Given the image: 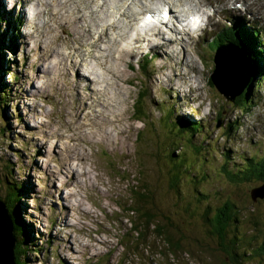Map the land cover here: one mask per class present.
<instances>
[{
	"label": "rangeland",
	"instance_id": "374dc122",
	"mask_svg": "<svg viewBox=\"0 0 264 264\" xmlns=\"http://www.w3.org/2000/svg\"><path fill=\"white\" fill-rule=\"evenodd\" d=\"M46 1L0 0V199L7 204V187L18 186L15 206L29 235L26 251L20 248L23 253L18 264H223L227 258L208 231L204 213L209 210L207 216L211 217L227 199L240 212L252 211L257 225L246 224L245 229L264 242V201L255 204L249 198L250 189L258 184L233 182L221 168L226 164L235 171L246 164L244 159L264 155V81L260 76L264 73V46L260 45L264 32L256 36L262 52L259 59L252 60L254 71L250 68V104L241 111L233 102L244 88L234 91L222 80L223 60L230 67L233 64L228 56L221 58L220 68L212 63L214 55L206 48L212 37L180 42L183 36L176 40L179 31L171 27L173 34H163L158 41L140 33L134 21L136 30L131 28L123 38L120 29L110 25L105 31L101 27L105 15L95 0H68L62 9L67 16L62 18L55 13L64 0ZM199 1L207 4L203 11H213L207 15L208 36L220 29L219 14L231 21L223 20L225 27L238 25L235 17L244 15L250 29H264V0H193L185 7L192 8ZM128 2L134 9L149 0ZM49 3L52 6L48 7ZM152 4L157 7L155 1ZM120 5L118 1L110 4L106 13ZM35 8L40 13L33 19ZM80 10L89 11L87 17H96L94 24L87 17H76ZM114 16L120 19L117 12ZM71 17L80 21L68 30L66 22ZM221 33L229 34V29ZM131 35L140 40H130ZM167 40H172V45ZM233 47L225 46L235 53ZM237 50L246 56L243 47L237 46ZM70 53L72 56H66ZM107 53L111 54L109 60L108 55L102 56ZM86 55L93 57L86 62L82 60ZM99 55L101 60L97 59L109 65L106 75L116 70L118 77L112 83L119 86L101 101L99 92L92 90L87 95L95 75L88 66ZM147 56V70L142 75L137 62ZM183 58L187 64L182 63ZM213 68L219 73L217 84L233 99H227L216 85L207 84ZM81 74L88 76V83L85 78L80 81ZM142 91L146 96H140ZM135 101L145 109V125L134 119ZM168 109L174 121L198 120L203 126L193 135L192 143L186 138L181 141L184 147L179 146L180 152L168 139L172 128ZM99 134L111 136L108 140ZM181 156L183 167L174 163ZM78 162L85 163L90 177L82 173ZM186 165L192 175L206 174L205 179L194 181L182 175L183 182L181 178L173 184V168L182 172ZM72 169L78 173L76 179ZM141 194L149 198L138 203ZM133 201L150 218L128 212ZM134 221L139 237L132 229ZM236 228L237 234L244 230L239 224ZM165 235L177 244H167ZM246 264H264V255Z\"/></svg>",
	"mask_w": 264,
	"mask_h": 264
},
{
	"label": "trees",
	"instance_id": "16d2710c",
	"mask_svg": "<svg viewBox=\"0 0 264 264\" xmlns=\"http://www.w3.org/2000/svg\"><path fill=\"white\" fill-rule=\"evenodd\" d=\"M1 37L2 36L0 35V38ZM250 37L251 39H253L251 34H250ZM225 41H231L234 44L239 45L245 49L246 55L252 58L250 59L247 57L250 62L251 71H254L255 62L252 63V60L254 58L257 60V58L260 57V54H261L259 50L255 49L254 42H252V45L250 46L249 41H247L246 39L242 37L241 30L237 28L235 29L234 33L231 32V37H230V34H220L219 36L214 38L210 42L209 47L216 49L218 45L223 44V43L225 44L226 43ZM244 43L247 44L248 46L245 45ZM147 63H148V56H147V60L140 59V61H138L137 63V65L141 67L142 69V72H141L142 75H144L147 70V68L145 67ZM2 67L3 66H0V70H2ZM0 75H1V71H0ZM1 76H3V74ZM261 77L264 80V73L261 74ZM208 84L211 86L213 85L215 86V83L213 80L209 81ZM258 85H260V82L258 83ZM249 87H250V80L247 86L244 88V90L240 93V95L233 102L234 104H236V107H238L241 111L242 109L245 110L246 107L248 108V104H250V101L248 100L250 96ZM140 96L144 97L146 96V94L142 91ZM144 110H145L144 107H140L138 105V101L137 102L135 101L133 103V114L134 116H136L134 119L142 121L143 125H145L147 121L146 119L147 116L144 113ZM221 113L222 112H219V115ZM167 116H168V122H170L172 125V128L169 129L170 136L168 137V139L170 142H172L174 146H176L175 148L179 150L180 152L181 148H179V146H181L182 148L184 147V143H181V141L186 138L192 143L193 135L198 133L199 131H202L201 129L203 128V126L198 120L196 121V120H188L185 118H179V119H175L174 121L172 111H170V109H168ZM197 147L198 146L194 144V148L198 149ZM172 155H175V154H172ZM182 159H184V157L180 158L178 162H174V163H177V166L183 167L184 163ZM244 161H247L246 164L244 166H241V168L235 169V171H233L232 169H227L226 164H223V166H221L222 171L224 172V174H226V176L229 177L230 180L236 183L256 182L255 184H258V186H256L258 189L260 186L264 184V155H261V156L254 155L253 157L249 159L248 158L244 159ZM188 165H186L187 169L182 170V172H188L187 176L182 174V172H179V170H177L176 168H173L175 172H172L171 177H170V179L173 180V184H174V181L179 182L181 178L183 182L182 175L188 178L191 177V179L194 181L205 179L206 174L204 173L201 175H192L190 173L191 171L188 169L189 167ZM254 188H251L249 191L250 192L249 198L251 202H254L255 204L257 202L262 203L264 201L263 199L264 196H262L261 192L257 193L259 197H255V198L253 197L254 195H256L255 192H253ZM18 189H19L18 186H16L15 184L8 186L6 189L7 190L6 195L9 191L10 192L9 198L5 196L8 201V203L5 205L12 218V223H13L12 232H13L14 238L16 239L15 247H14L16 264H18V256L22 255L23 253V249H20V248L23 247L26 251L27 248L24 247V245L29 244L28 243L29 235L25 233L27 229L25 228V223L20 216V209L15 206L16 202L19 199ZM134 194L135 193L132 194L131 198H133ZM201 195L204 196L205 194H201ZM145 197H147L146 194H141V196H139V199H136V200L138 201V203H143L144 200L149 198V197L147 198ZM142 199L143 201H141ZM260 199H263V200H260ZM134 203L137 204V207H134L133 205H131ZM138 203L134 201L131 202L130 206H128L126 210L130 212L131 214H137L138 217L148 215V212L146 210L143 211V207H141ZM252 208L254 209L255 207L252 206ZM208 211L209 210H206V212L204 213L205 223L208 224L209 226L208 231L217 240L219 248L225 254L224 258H227V260H223V264H228V263L246 264L247 262L251 261L253 257L257 259L258 256L264 255V242L261 240L257 241L256 238L254 237L255 235L250 234L251 230L247 232V230L245 229L246 224H253L255 226L257 225L256 219L251 213L252 211L246 210L245 213L243 211L240 212V209L237 207L235 203L231 201V199L225 200L221 206L214 209L213 215H211V217L207 216L209 215V213H207ZM148 218H150L149 215H148ZM238 224L240 225V228L242 226L244 228V230L239 234L236 233V229H237L236 226ZM132 229L137 232L139 230V226L135 224V221L132 226ZM247 233L249 235H247ZM139 235H140V232L137 233V237H139ZM164 239L166 240V243L169 245L177 244V243H174L172 238L168 239L166 235ZM247 244L250 245L249 248L247 247Z\"/></svg>",
	"mask_w": 264,
	"mask_h": 264
},
{
	"label": "bare ground",
	"instance_id": "6f19581e",
	"mask_svg": "<svg viewBox=\"0 0 264 264\" xmlns=\"http://www.w3.org/2000/svg\"><path fill=\"white\" fill-rule=\"evenodd\" d=\"M67 1L68 0H64L62 3L63 4H61L62 6H61V8L60 7H58V9H57V12L55 13V16L57 17V18H62V16H67V13H65L64 14V12L62 11V9L66 6V3H67ZM96 1V6H98V10H102L103 12H104V15H105V21L104 22H102V24H101V27H103V29L106 31L107 29H108V27L110 26V25H112L114 28H117V29H120L121 31H122V34L120 33V35L121 36H123V38L125 37H127V34L129 33V30L132 28L134 31L136 30V28L134 27L135 26V23H134V21H137V19H138V17H137V14H136V12L134 11V10H132L133 8H132V6H131V4H128V5H126V3L128 2V3H133L135 0H95ZM121 2V5L119 6V7H117L116 9H115V11L113 12V13H110V14H107L106 13V11L107 10H109V8H110V4H113V3H116V2ZM138 1V0H137ZM154 1H155V4L157 5V8H155V7H153L152 6V3H154ZM193 0H149V3H145V4H141L140 5V7H145V8H148V9H152V10H154V9H157V11L158 10H161V8L162 7H166L167 5H169V4H171L172 6H171V8H169V13L171 14V15H173V17H175V19H177L178 17H179V21L180 22H182V21H184L185 20V16H187L190 12H192V11H199L200 9L202 10V7L203 6H205V5H207V4H203V2L202 1H199L198 3H194L193 4V6H192V8H186L185 7V5H186V3L187 2H192ZM210 1V0H209ZM25 2H27V0H23V3H25ZM61 2V1H60ZM200 2H201V4H200ZM12 3V2H11ZM45 3H47V1L45 0ZM81 3V2H80ZM211 3V2H210ZM60 4V3H59ZM12 5V4H11ZM55 5V4H54ZM183 5H184V7H183ZM12 6H15L14 4L12 5ZM11 6V7H12ZM49 6H52L50 3H49V5H48V7ZM153 7V8H152ZM92 7L91 6H89V11H90V9H91ZM52 10V9H51ZM74 10V9H73ZM204 10V9H203ZM53 11V10H52ZM68 11V10H67ZM81 11V10H80ZM88 11V12H89ZM180 12L181 13V16H177V15H175L176 13L175 12ZM72 12V11H71ZM87 11L86 12H83V11H81V14H79V16H76V17H87V15L89 14ZM115 12H117L118 13V17L120 16V19H123V20H125V22H127V24H128V30H122V25H120L119 24V21H120V19L119 18H117L116 16H114V13ZM40 12H39V10L37 9L36 10V8H35V11L33 12V19H34V17L36 16V15H38ZM70 13V12H69ZM93 14H96L97 12L96 11H94V12H92ZM70 15V14H69ZM104 15H103V18L102 19H104ZM108 15V16H107ZM243 16L244 15H242V16H239V15H237V17H235V18H239V19H243V20H245L244 18H243ZM88 19H89V21H90V23L92 22L93 24H94V21H96V17H94V16H88L87 17ZM71 19H72V17H71ZM98 19V18H97ZM116 19H118V20H116ZM78 21H80V19H78V18H74L73 17V19L72 20H70L69 22H66V23H68L67 24V29L68 30H71L70 28H73V26H74V22H76V23H78ZM122 21V20H121ZM109 22H112V24H110ZM133 23H134V26H133ZM71 24V25H70ZM98 24V22L96 23V25ZM162 25H165L166 26V23H161ZM46 25H48V24H46ZM217 26H218V24H217ZM51 27V26H50ZM80 27V26H79ZM81 27H83V26H81ZM250 27V26H249ZM48 28V27H47ZM51 29V28H50ZM183 30V29H182ZM253 30V31H252ZM82 30H80V32H81ZM251 31L254 33V34H258V28L257 27H255L254 28V26L253 27H251ZM50 32H51V30H50ZM133 32V31H132ZM29 35L28 36H30V33H28ZM41 34V33H40ZM81 34H82V40H86V38L85 37H87V35H85L84 33H82L81 32ZM163 30H161V28H156V30H155V32H153V33H151V34H145V35H147V36H150V37H156L154 40H157L158 39V41L159 40H161V39H163L164 37H163ZM179 34H180V32H179ZM179 34H175V37H176V40L178 39V37L180 36ZM43 36H44V34H43ZM77 36H78V33H77ZM42 37V36H41ZM49 37V36H48ZM81 36L79 35V38H80ZM142 37H144V35H141L140 36V38H142ZM181 37V36H180ZM85 38V39H84ZM160 38V39H159ZM53 39V38H52ZM138 35H134V36H132L131 35V37H130V40H136L137 42L140 40V39H138ZM49 40H51V39H49ZM111 40V39H110ZM182 40V39H181ZM149 41H150V38H149ZM175 41V40H174ZM45 42V41H44ZM43 42V43H44ZM166 43H168V45H172V43H173V41L172 40H167V41H165ZM176 42V41H175ZM46 43V42H45ZM82 43V42H81ZM97 43V42H96ZM159 43V42H158ZM50 44V43H49ZM84 44V43H83ZM259 44V43H258ZM54 45V44H53ZM91 45V44H90ZM155 46V45H154ZM260 45H258V47H259ZM50 46L48 45V47L47 48H49ZM73 49H74V47H73ZM51 50V49H50ZM233 50L237 53V58L234 56V54L230 51V50H228V49H226V48H221V49H219L218 50V53H217V55H216V57H214V61H215V63L218 65L217 67L218 68H220L221 67V65L219 64V62L221 61V58H223L224 59V57L225 56H228V57H230V56H232V57H234V61L235 62H233L232 61V58L230 57V59H231V61H232V67H230V66H228V64H227V62H225V59L223 60V63L225 64V78L224 79H222L223 81H226V83L229 85V86H232V89L234 90V91H238L239 89H242V88H245L246 87V84H248V82H249V80H250V75H251V73H250V70L249 69H246L245 68V66H243V68L245 69V71L243 70V68L241 67V65H240V62H243V65L244 64H247V62H248V64H249V67H250V63H249V60H248V58L243 54V52L242 51H240V50H237V47H236V49L233 47ZM251 50V49H250ZM81 51V50H80ZM104 52H107V51H105V50H103ZM42 52V51H41ZM73 52V51H72ZM87 52V51H86ZM123 52H125L126 53V51H124L123 50ZM224 52H226V53H228L229 55H227V54H225ZM44 53V52H43ZM55 53V52H54ZM74 53V52H73ZM108 55V56H107ZM66 56H72V53H70V54H67ZM87 56V55H86ZM85 56V57H86ZM102 56H107L106 57V60H109L110 59V57H111V54L110 53H107V54H103ZM90 57H93L92 55H90V56H87L86 58H82V60L83 61H88V58H90ZM183 57V56H182ZM97 58H99L100 60H101V58H100V55L99 56H97V57H95L94 58V60L92 61V63H91V66L89 67L88 66V68L90 69V73H95V75H94V79L93 80H91L90 82H89V93L87 92V95L88 94H90L91 92H92V90H94V92H99L100 94H99V100L101 101L102 99H104V96H106V94H110L109 92L110 91H112L113 89H118V87L116 88L115 86H114V84L115 83H112V82H116V78L118 77V75H117V72H116V70H112V73H111V75L110 76H108V75H106V72L108 71V69H109V65H107L106 63H105V61L104 60H102V62H100ZM259 59V58H258ZM184 58L182 59V63H184V64H187L186 62H184ZM247 61V62H246ZM264 61V60H263ZM73 62H74V64H75V61L73 60ZM187 62H188V60H187ZM221 63V62H220ZM89 64H90V62H89ZM75 66H77V64H75ZM236 66V67H235ZM108 69H107V68ZM233 67H235V69L233 68ZM251 68V67H250ZM69 70H70V68H69ZM79 71V70H78ZM86 72V71H85ZM89 72V71H88ZM80 73V72H79ZM229 75H231L230 77H229ZM212 76V75H211ZM215 77H218L219 78V73H216L214 76H213V78L215 79ZM83 78H85V79H87V83H88V76L86 75V74H81V75H79V79H80V81L83 79ZM108 79H111V82H107V80ZM102 82H103V84H102ZM215 82H216V79H215ZM219 83V82H218ZM105 84H107V86H110L109 87V89H107V87L105 86ZM216 85H217V87H218V89H220L223 93H225L226 94V92L217 84V82L215 83ZM220 84V83H219ZM221 85V84H220ZM245 86V87H244ZM102 88H104V90H101ZM107 89V90H106ZM120 89H121V86H120ZM244 90V89H243ZM242 90V91H243ZM120 91V90H119ZM120 93H121V91H120ZM116 94H117V92H115V93H113L112 95H111V97L112 98H115V96H116ZM92 97H94V96H92ZM112 100V99H111ZM93 102H95L94 100L92 101V103ZM104 108H105V106H104ZM81 125V124H80ZM82 126V125H81ZM80 128V127H79ZM86 132V133H85ZM84 132V134L86 135L87 134V131H85ZM96 132L95 131H93V134H95ZM96 135H97V133H96ZM99 135H101V137H102V139H110V137L109 136H111V135H109V136H106V135H103V134H99ZM94 136V135H93ZM112 141V140H111ZM79 163V162H78ZM81 163V162H80ZM79 163V164H80ZM84 163V162H83ZM83 163H81L80 165H81V167H82V173L85 175V176H87V177H90V171L89 170H87V171H85L86 169H85V167L83 166L84 164ZM78 164V165H79ZM77 172L75 171V169L73 170L72 169V178H74V179H76V176H77ZM3 199V198H2ZM1 200V199H0ZM13 239V238H12ZM14 247H15V243H14Z\"/></svg>",
	"mask_w": 264,
	"mask_h": 264
},
{
	"label": "water",
	"instance_id": "95a60500",
	"mask_svg": "<svg viewBox=\"0 0 264 264\" xmlns=\"http://www.w3.org/2000/svg\"><path fill=\"white\" fill-rule=\"evenodd\" d=\"M225 46L226 45H222L217 49L215 57L218 53V50L221 48H225ZM233 54L237 58V53L235 52ZM230 57L232 58V61L235 62L234 57H232V56H230ZM240 65L242 68L245 65V68L250 70L248 62H247V64H244V65H243V62H240ZM235 67H233V68L235 69ZM243 70L245 71L244 68H243ZM215 74H216V70L213 71L211 74L212 75L211 79L214 81V83H216L215 79L213 78V76ZM216 87H217V85H216ZM241 90H240V92H241ZM220 92L222 94L226 95L225 97L227 99H233V98L228 97L227 93L225 94L221 90H220ZM220 125L221 124H219L218 126H220ZM263 186H264V184L258 188L260 190H258L257 187L253 190V192H255V194H256L254 196L252 195L254 198L256 196H258L257 195L258 192H261L262 190H264ZM262 196H264V192L262 193ZM6 211H7L6 205L0 200V264H15L14 243H15L16 239L14 238L13 232H12V229H13L12 219L10 218L8 211L7 212Z\"/></svg>",
	"mask_w": 264,
	"mask_h": 264
}]
</instances>
